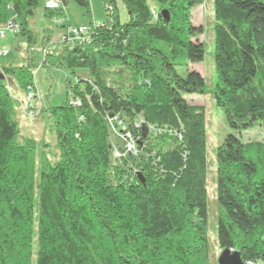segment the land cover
Returning a JSON list of instances; mask_svg holds the SVG:
<instances>
[{"label":"trees","instance_id":"1","mask_svg":"<svg viewBox=\"0 0 264 264\" xmlns=\"http://www.w3.org/2000/svg\"><path fill=\"white\" fill-rule=\"evenodd\" d=\"M88 42L47 50L42 67L88 78L67 81L68 100L48 111L56 153L23 137L6 82L25 95L37 37L39 0H0L28 48L26 64L0 66V264H217L210 259L206 209L204 95L196 70L203 28L191 22L204 0H105L112 14L91 22ZM65 6V7H66ZM43 11L52 18L64 8ZM166 11V22L161 13ZM211 90L228 134L216 152L217 247L243 264L264 263V0H214ZM60 19L70 24L69 19ZM63 17V18H64ZM74 27V26H72ZM256 128L259 141L238 135ZM131 135L135 154L112 156L111 133ZM41 150V151H40Z\"/></svg>","mask_w":264,"mask_h":264},{"label":"rangeland","instance_id":"2","mask_svg":"<svg viewBox=\"0 0 264 264\" xmlns=\"http://www.w3.org/2000/svg\"><path fill=\"white\" fill-rule=\"evenodd\" d=\"M92 20L96 25L104 24L109 17V12L106 11L105 0H89ZM214 0H204V3L192 9L191 22L195 26L203 28V35L198 37L204 45L203 61L198 64H189L187 61H182L175 67L176 73L185 77L187 70H196L203 77L206 85V94L204 95H185L184 99L189 104H196L204 108L205 119V134H206V209H207V240L209 245L210 259L216 261L219 254L217 247V219L219 214V205L217 203L216 192V152L221 145L223 139L228 134L233 132L228 128L223 113L215 106L211 97V90L217 82V76L213 65V49L214 36L213 27L215 24L213 14ZM116 10L121 23L127 20V15L123 10L120 1H117ZM44 1L39 0L38 9L35 12L33 19H31L30 29L36 35L37 49L33 53L35 58L32 61V73L34 87L37 92V102L40 105L36 111L38 113L28 117L22 111L21 103L25 107V95L20 93L11 81L6 82L8 92L14 104V119L17 121L20 133L23 137L33 139L41 146L44 144L47 147L42 150H49L50 156L56 153L55 150V129L49 118L48 111L53 108L60 107L68 100L67 97V81L75 83L76 78H88V73L85 70L75 72V76H71L68 72L62 70H48L42 67V55L40 54V46L44 45L46 41L44 36L49 37V44L47 50L52 51L55 48L61 49L63 44L61 42L62 28L57 25L60 19H66V16L71 25L89 24V18L85 16L84 11L75 5L73 2H68L64 8L62 15H55L52 18L43 16ZM64 17V18H63ZM60 36V37H59ZM10 35H6V39L1 41L0 45H5L10 50L6 57L0 58V66L6 64L23 65L28 62L29 53L28 48L23 39H19L18 50L11 49ZM48 41V40H47ZM10 48V49H9ZM10 62V63H8ZM13 62V63H12ZM261 130L256 128L250 132L242 133L238 137L243 142L259 141L261 139ZM112 156L120 153V149L125 148V142L119 138L115 133H111L109 139ZM41 151V150H40ZM213 264V263H212ZM264 264V263H260Z\"/></svg>","mask_w":264,"mask_h":264},{"label":"built area","instance_id":"3","mask_svg":"<svg viewBox=\"0 0 264 264\" xmlns=\"http://www.w3.org/2000/svg\"><path fill=\"white\" fill-rule=\"evenodd\" d=\"M62 6L61 0H45L44 9L48 11H57ZM109 15L112 14V9L108 8ZM67 20L57 21V25L62 28L63 35L61 36V43H66L67 45H82L88 42L89 33L91 28L87 26H70L67 24ZM18 33V27L14 25L11 21L7 22L4 25H0V40L3 41L6 39V35L9 34L11 36H15ZM35 53L34 49H32ZM8 53V50L5 47L0 46V58L5 57ZM40 54L42 57L45 54V49H41ZM25 102L26 106L24 107L21 103L22 111H24L28 117L36 115L38 111H36L37 107L40 105L37 102V92L36 89L32 87H28L25 93ZM114 133V132H113ZM125 142V148L123 149L124 155H132L135 154V143L132 139L131 135L126 134H115ZM115 158L119 157L117 153ZM246 264H254L253 262H247Z\"/></svg>","mask_w":264,"mask_h":264},{"label":"water","instance_id":"4","mask_svg":"<svg viewBox=\"0 0 264 264\" xmlns=\"http://www.w3.org/2000/svg\"><path fill=\"white\" fill-rule=\"evenodd\" d=\"M61 3L63 7L66 6V3L64 0H61ZM161 15H162V18L166 22H168L169 20L168 13L166 11H163ZM216 263L217 264H243L239 253L234 250H229V249H225L218 254L216 258Z\"/></svg>","mask_w":264,"mask_h":264},{"label":"crops","instance_id":"5","mask_svg":"<svg viewBox=\"0 0 264 264\" xmlns=\"http://www.w3.org/2000/svg\"><path fill=\"white\" fill-rule=\"evenodd\" d=\"M44 1V3H45V0H43ZM92 23L93 24H95V22L92 20ZM88 24H76V25H72V26H87ZM61 36L63 35V30H62V32H61V34H60ZM11 36V35H10ZM47 37V40L49 41V37L48 36H46ZM60 37V36H59ZM43 38H45L44 36L42 37V39ZM38 40V39H37ZM45 41V40H44ZM10 45L12 46V50L13 49H16V50H18L19 48H20V46H19V39L18 38H16V37H13V36H11L10 37ZM61 43V42H60ZM1 46V45H0ZM1 47H5L7 50H8V47L7 46H5V45H2ZM10 49V48H9ZM36 49H37V45L34 47V51H35V53H36ZM41 49H44V45H42V46H40V51H41ZM9 52H10V50H8V53H7V55L9 54ZM6 55V56H7ZM5 56V57H6ZM2 58V57H1ZM34 58H35V56H34ZM41 59H42V57H41ZM8 63H10V62H8ZM13 63V62H12Z\"/></svg>","mask_w":264,"mask_h":264}]
</instances>
